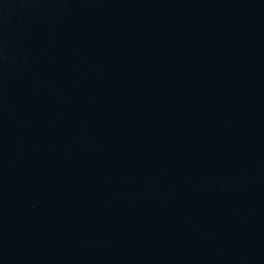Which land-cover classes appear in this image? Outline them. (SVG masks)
<instances>
[{
	"label": "water",
	"instance_id": "water-1",
	"mask_svg": "<svg viewBox=\"0 0 264 264\" xmlns=\"http://www.w3.org/2000/svg\"><path fill=\"white\" fill-rule=\"evenodd\" d=\"M0 264H264V0H0Z\"/></svg>",
	"mask_w": 264,
	"mask_h": 264
}]
</instances>
